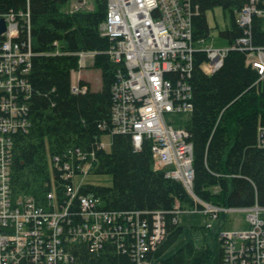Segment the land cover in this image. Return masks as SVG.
<instances>
[{"label": "built area", "instance_id": "1", "mask_svg": "<svg viewBox=\"0 0 264 264\" xmlns=\"http://www.w3.org/2000/svg\"><path fill=\"white\" fill-rule=\"evenodd\" d=\"M259 1L248 0L237 13L244 35L221 46L213 44L211 32L194 38L193 19L199 8L192 0H108L100 26L101 34L111 41L105 53L123 64L112 86L109 136L129 135L137 150L151 144L156 161L175 166L165 170L166 176L181 178L190 188L195 178L191 133L176 126L171 116L188 115L194 109L192 77L198 53L206 54L200 66L211 74L224 64L231 50L254 49L251 29L246 27L254 14H264L257 6ZM77 2L73 10L86 0ZM25 34L28 39L23 38ZM30 34V5L0 11V264H80L78 257L84 247L92 252L113 244L135 264H157L155 258L169 234L167 214L172 213L173 223L178 224L183 210L179 203L172 211L109 209L99 197L87 193L76 179L88 173L87 164H93L96 150L105 147L103 141L89 151L72 147L64 154L66 158L61 153L50 156L52 187L45 204L33 197H14L13 135L30 124L32 86L28 75L35 54ZM208 40L211 45L206 44ZM258 48L257 57L249 62L264 75V47ZM86 53H80L81 60ZM75 74L72 91L85 94L89 87L82 83L81 71ZM258 142L264 146V124L258 128ZM57 173L65 185L57 186ZM207 208L214 218L230 209ZM243 209L252 211L248 226L221 233L222 264H264V207L256 203Z\"/></svg>", "mask_w": 264, "mask_h": 264}, {"label": "trees", "instance_id": "2", "mask_svg": "<svg viewBox=\"0 0 264 264\" xmlns=\"http://www.w3.org/2000/svg\"><path fill=\"white\" fill-rule=\"evenodd\" d=\"M199 14L194 16V38L212 31L208 12L221 8L226 27L219 44H233L244 35L237 23V11L248 0H192ZM70 0H0V11L31 8L32 68L28 99L30 124L13 135L11 187L15 198L33 197L45 204L52 187L50 156L81 147L89 151L102 136L111 132L112 86L123 64L105 53L111 41L101 34L108 0H95L92 10L70 11ZM264 10L263 0L257 4ZM252 43L264 47V14L253 17ZM23 35V38L28 39ZM59 51L60 53H57ZM95 52L93 67L101 71L102 87L88 92L72 91L73 74L81 68V52ZM205 53L196 56L192 77L194 109L178 116L177 125L191 133L194 145V192L203 200L228 207H245L258 202L264 206V146L258 142L259 123H264V76L247 64V52L231 50L224 64L214 73H206ZM100 125L106 126L103 128ZM95 175L111 177L109 185L90 184L86 190L100 197L106 208L136 211L175 209L194 204L184 184L154 168L151 146L134 148L132 138L112 134L110 150L97 151L91 170ZM58 187L65 181L57 173ZM59 179V180H58ZM218 186L216 193L211 188ZM167 214L169 234L157 255L162 264H222L221 230L230 229L228 214L213 234L205 226L194 227L190 240L172 254L171 246L180 238L183 227ZM245 223L243 227H247ZM80 264H135L117 247L79 253Z\"/></svg>", "mask_w": 264, "mask_h": 264}, {"label": "rangeland", "instance_id": "3", "mask_svg": "<svg viewBox=\"0 0 264 264\" xmlns=\"http://www.w3.org/2000/svg\"><path fill=\"white\" fill-rule=\"evenodd\" d=\"M77 1L78 0H70V4L68 6V9L70 11L73 10L77 6V4H78ZM94 8H95V0H86L85 5L80 7L78 10H81V9L92 10ZM259 9H261V8L259 7ZM261 10H263V9H261ZM73 11H77V10H73ZM238 12L239 11H237V13ZM256 14L257 15H263V14H258V13H256ZM207 16H208V20H209L210 26L212 28V31H211L212 36L215 37V40H213V44L223 46V44H219V43L221 42L220 32L223 29H225L226 21H227V19L225 17V14H224V11L221 8H216L214 11L208 12ZM253 17H252V23H253ZM236 21H237V18H236ZM252 23L250 25H248L246 28L251 29L252 28ZM244 29L245 28H243V31H244ZM251 41H253V40H251ZM206 44L207 45H211V41L208 40L206 42ZM252 46L254 47V49H252V50H241L240 49L241 51L247 52V64H251L249 62L251 60V58L254 59V58L257 57L258 52L260 51V49L258 47H261V46H255L253 43H252ZM95 54H96L95 52L89 51L88 53H86L82 57L81 61H82L83 66H81L79 71H81V75L83 77L87 76L86 73L89 72L92 75V80H93L94 86L96 87V89H99L101 87V85H102L101 71L99 69L97 70L96 68H95V70L94 69L92 70V69H89V67H88V65L94 63ZM252 56H256V57H252ZM204 62H202V63H204ZM88 70H90V71H88ZM74 75H76V74L74 73ZM74 75H73V80H75V76ZM85 78H84V80L87 81ZM183 115L185 116V114H183ZM171 119H172V122L173 123L175 122L174 124L176 126H178L177 125L178 124L177 123V119H178L177 116H175V117L171 116ZM261 124H264V123H259V125H261ZM102 141H103L102 143H104L105 147L96 150L95 160L93 161V164H91V165L87 164V168L86 169H88V173L84 174L83 176H79L76 179V183H78V184H82L83 183L82 184L83 188L85 187L84 190L87 193H91L93 195H95V194L92 193L89 190L88 191L86 190L87 186H89L90 184L109 185L111 183V177L110 176H108V175H95V174L91 173V170H92V168H93V166H94V164H95V162L97 160V151H99V150H110L111 149V145H112V136H109V134L103 135L102 136ZM146 145H150L151 146V144H149V143L146 144ZM134 148H135V146H134ZM151 153H152V150H151ZM152 156H153V159H154V168L155 169L166 170L169 167L171 170H173L175 168V166L174 167H172V165L167 166V165H165L163 163H160V162L156 161L153 153H152ZM174 179H177V178H174ZM177 180H180L184 184L187 192L194 199V204L191 205V206H188V207H181V205H180V208L183 211H181V213L179 214V223H178V225H181L183 227V232H182L180 238L178 239V241L175 242L171 246V248L167 251L168 255L172 254L177 249H179L180 247L185 245L190 240V238H192L194 227L205 226L206 228H209V232L211 231L210 232V237H209V243L213 247V241H214L213 240V234L216 233L219 230V227H220V225L223 222L222 219H221V214H224V213L228 214V216L230 218V227H231L230 229H233V230H236V231L239 230L240 228H242L244 226V224L248 222V220H249L248 218L250 216V213H252V211L248 212V210L247 209H243V207H229L230 209H227L226 211H220L221 213L218 215V217L214 218L213 215L211 213H209L210 211L207 210L208 209L207 207L209 205H216L218 207H223L224 205L215 204V203L203 200L202 198H200L194 192V184L189 188L181 178H178ZM211 190H212V192L216 193V192H218L220 190V188L218 186H214V187L211 188ZM102 203H103V206L106 207L105 203L103 202V200H102ZM177 203H179V201H177ZM256 203H258V202H256ZM259 206L260 207H264V206H262L260 204H259ZM224 207H228V206H224ZM231 208H234V209H231ZM263 216H264V212H263ZM208 224H210V226H208ZM223 231L224 230H221V232L219 234V239H220L221 233ZM221 242H222V247H223V240ZM161 246H160V248H161ZM223 256H224V250H223ZM155 260L159 264H162L161 258L158 257V255L155 258Z\"/></svg>", "mask_w": 264, "mask_h": 264}, {"label": "crops", "instance_id": "4", "mask_svg": "<svg viewBox=\"0 0 264 264\" xmlns=\"http://www.w3.org/2000/svg\"><path fill=\"white\" fill-rule=\"evenodd\" d=\"M88 67H89V69H92V70L94 69L95 70V68L93 67V63L90 64V65H88ZM88 71H90V70H88ZM86 75L87 76H84V78L86 77L85 79L90 83V85H91V87H92L93 90H99V89H101L102 85H101V87L99 89H96V87L94 86L93 80H92V75L89 72L86 73Z\"/></svg>", "mask_w": 264, "mask_h": 264}, {"label": "water", "instance_id": "5", "mask_svg": "<svg viewBox=\"0 0 264 264\" xmlns=\"http://www.w3.org/2000/svg\"><path fill=\"white\" fill-rule=\"evenodd\" d=\"M3 28H4V26H3Z\"/></svg>", "mask_w": 264, "mask_h": 264}]
</instances>
